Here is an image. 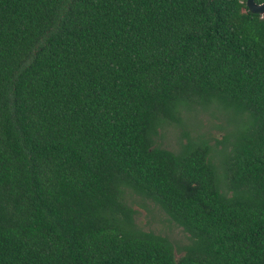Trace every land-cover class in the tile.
Masks as SVG:
<instances>
[{
    "label": "trees",
    "instance_id": "16d2710c",
    "mask_svg": "<svg viewBox=\"0 0 264 264\" xmlns=\"http://www.w3.org/2000/svg\"><path fill=\"white\" fill-rule=\"evenodd\" d=\"M245 3L0 0V264H264V15ZM132 196L188 243L141 229Z\"/></svg>",
    "mask_w": 264,
    "mask_h": 264
},
{
    "label": "rangeland",
    "instance_id": "374dc122",
    "mask_svg": "<svg viewBox=\"0 0 264 264\" xmlns=\"http://www.w3.org/2000/svg\"><path fill=\"white\" fill-rule=\"evenodd\" d=\"M245 5L248 9L247 3H245ZM216 123L215 121V124ZM211 134L214 139H220L222 136V133L216 128L211 130ZM159 145L171 150L175 148L176 140L169 134L166 136V139L159 141ZM131 205L136 211L135 221L141 229L167 237L174 244L176 250L188 243L189 236L185 234L180 227L171 222L153 203L132 196ZM180 256L181 254L176 253L177 259L180 258Z\"/></svg>",
    "mask_w": 264,
    "mask_h": 264
},
{
    "label": "water",
    "instance_id": "95a60500",
    "mask_svg": "<svg viewBox=\"0 0 264 264\" xmlns=\"http://www.w3.org/2000/svg\"><path fill=\"white\" fill-rule=\"evenodd\" d=\"M247 7L251 13L264 15V3L258 5L254 0H247Z\"/></svg>",
    "mask_w": 264,
    "mask_h": 264
}]
</instances>
